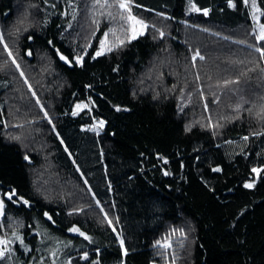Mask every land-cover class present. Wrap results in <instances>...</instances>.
Wrapping results in <instances>:
<instances>
[{
    "label": "trees",
    "instance_id": "obj_1",
    "mask_svg": "<svg viewBox=\"0 0 264 264\" xmlns=\"http://www.w3.org/2000/svg\"><path fill=\"white\" fill-rule=\"evenodd\" d=\"M121 2L0 0V264H264L249 3Z\"/></svg>",
    "mask_w": 264,
    "mask_h": 264
},
{
    "label": "rangeland",
    "instance_id": "obj_2",
    "mask_svg": "<svg viewBox=\"0 0 264 264\" xmlns=\"http://www.w3.org/2000/svg\"><path fill=\"white\" fill-rule=\"evenodd\" d=\"M245 1V0H244ZM122 2L126 3V0H122ZM247 2L249 3L250 6V12H251V18H252V22L255 25V28L258 32V35L261 34V28L260 26L263 25L260 21L261 18V11L259 9V7L257 6V4L255 3V9H253L252 4H253V0H247ZM137 20H134L132 22V28L135 30L133 35H137L139 33H142L143 31V26H141L139 23H136ZM104 48L101 46L100 51H102ZM262 52V50H261ZM80 106L79 108H77V106ZM86 103L85 102H77L74 105V112L77 114L79 113L83 108H85ZM103 121L102 119H97L95 120L92 124L90 125H85L83 126L84 129H87L89 132H93V133H98L101 132L104 128V121H103V127L100 126V122ZM257 169L259 171V168H254ZM258 171H255V174L257 175ZM245 184H252L251 181H247ZM0 201H2L3 203V198L0 194ZM4 204V203H3ZM2 208H0V217H1V212H2ZM115 230V229H114ZM15 237H11V235L6 234L5 232H1L0 231V251H2L3 254H0V257L4 256L6 253H10L12 252L13 249V245L20 241L21 237L20 236H16ZM166 244H168V241L166 242ZM168 264V263H166Z\"/></svg>",
    "mask_w": 264,
    "mask_h": 264
},
{
    "label": "snow or ice",
    "instance_id": "obj_3",
    "mask_svg": "<svg viewBox=\"0 0 264 264\" xmlns=\"http://www.w3.org/2000/svg\"><path fill=\"white\" fill-rule=\"evenodd\" d=\"M245 3H247V0H245ZM230 5H231V0H230ZM119 7L122 8V9H127L128 8V4H126L124 2H121L119 4ZM252 7H253V9H255V7H256L255 6V0H253ZM196 10L199 11V9H196ZM206 14H207V10H205V15ZM130 19L135 20V17H131L130 16ZM136 23L142 24L143 22L142 21H136ZM260 28H261V34L257 37V39L264 40V25H261ZM133 38H135V36H133ZM108 50H110V49H108ZM102 51L97 52V55H101L102 54ZM262 54H264V53H262ZM196 55L198 56L199 53H197ZM61 59H65V58L62 56ZM81 59L82 58L78 57L77 58V62H79ZM193 59H195V56L193 57ZM201 59H202V57H201ZM79 107L80 106L78 105L77 108H79ZM85 107H86V105H85ZM75 114L76 113L74 112L73 115H75ZM100 126L103 127V121L100 122ZM215 171H219V169H215ZM254 171H258V170L257 169H254ZM245 187H252V185L251 184H246ZM11 195H14V193L9 195V199H11ZM25 203H27V201H25ZM2 207H3V203H2V201H0V208H2ZM70 231H79V230L76 229V228H73V229H70ZM81 235H83V233H81ZM121 243H123V242H121ZM0 254H3L2 251H0Z\"/></svg>",
    "mask_w": 264,
    "mask_h": 264
},
{
    "label": "water",
    "instance_id": "obj_4",
    "mask_svg": "<svg viewBox=\"0 0 264 264\" xmlns=\"http://www.w3.org/2000/svg\"><path fill=\"white\" fill-rule=\"evenodd\" d=\"M65 59H62L65 63H67L68 65H72V63L70 62V60H68L65 56H63ZM63 143V142H62ZM64 145V143H63ZM65 146V145H64ZM65 149L67 150V148L65 147ZM80 172V171H79ZM10 193H7L6 196L9 197ZM12 196V195H11Z\"/></svg>",
    "mask_w": 264,
    "mask_h": 264
}]
</instances>
